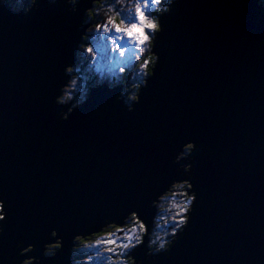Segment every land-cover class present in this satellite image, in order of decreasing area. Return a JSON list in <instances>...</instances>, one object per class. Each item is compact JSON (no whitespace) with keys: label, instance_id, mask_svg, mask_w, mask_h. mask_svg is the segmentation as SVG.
Wrapping results in <instances>:
<instances>
[{"label":"water","instance_id":"obj_1","mask_svg":"<svg viewBox=\"0 0 264 264\" xmlns=\"http://www.w3.org/2000/svg\"><path fill=\"white\" fill-rule=\"evenodd\" d=\"M93 1L77 0L67 15L64 0H44L30 20L0 7V193L9 195L12 209L0 264L30 232L36 235L24 246L36 244L31 254L43 264H53L42 251L55 238L58 264H70L77 236L122 225L131 214L126 204L151 203L155 212L156 200L181 180L199 199L187 235L173 249L176 264H264V48L257 47L264 10L258 0H181L159 43L156 77L133 112L113 102L121 85L107 82L91 87L89 101L77 108L70 101L53 108L69 80L64 64L74 62L90 26L83 19ZM151 53L153 73L157 53ZM63 108L73 114L58 123L54 114ZM193 139L200 148L191 181V161L171 160ZM191 212L192 205L187 220ZM141 221L145 241L152 222ZM54 224L61 235L53 229L49 241Z\"/></svg>","mask_w":264,"mask_h":264},{"label":"rangeland","instance_id":"obj_2","mask_svg":"<svg viewBox=\"0 0 264 264\" xmlns=\"http://www.w3.org/2000/svg\"><path fill=\"white\" fill-rule=\"evenodd\" d=\"M163 4L164 2L156 6L155 10H157V8H162ZM121 7H123V4L116 5V8ZM112 8V0H100L95 2L93 7H91V11L94 15L93 17L96 18L91 21L92 23L89 24L90 26L86 28V34L83 35V38L85 39V37H87V43L89 46L92 43L106 46L108 55L104 57L98 55L95 58H92L85 51L84 47H82L83 50L81 53H83L87 62L83 64L82 67L75 68V77L73 79L76 80V85H72L73 79H71L61 92V95L64 96V102H71L70 106L77 104L79 97L86 93L84 88H86L85 81L87 79L94 84L100 83L104 80L108 85L119 82L122 87L120 96L127 97L128 99H131L133 96L136 97V94L140 91L139 88L143 85V83L140 82V77L142 73H146V70L144 72L141 65L144 63V60L147 59L148 51L146 49L141 50V48H139L134 42L133 38L127 33H118L114 29L108 32H104L103 29L97 31V26L100 25L102 21H106L109 16L115 18L117 23H119V17L116 15L115 11H112ZM125 11H127V9H125ZM140 31L139 28L133 30L135 34H140ZM150 31L151 30H145L144 34H148ZM117 46L122 47L125 50V55L123 57L120 56L118 50L113 51ZM78 50H80V48ZM120 67H124L126 71L121 73L119 71ZM77 69L78 75L76 76ZM85 69L89 71L86 72ZM106 72H109V75H106ZM79 76L83 77V80H80L78 78ZM123 78L126 79L123 80ZM77 93H79L80 96L77 95ZM186 185L187 182H177L173 184L172 187L170 186V188L156 200V213L153 217L152 229L147 235V239L144 241V248H146L149 253H152L162 240L172 241L175 237L171 235L173 229L176 230V233L180 230L181 227H177V224L181 219L186 218V213L188 211H183V209L188 204V199L192 195V193H187V187L189 186ZM189 207L190 205L188 208ZM137 219L138 218L133 217L131 213L128 218L123 219L124 223L121 226L122 229L113 226L112 223H108L101 228L102 230H100L104 233H110L111 238L117 241V245L115 246L117 251H123V249L119 248V244L124 242L123 236L127 232L135 230V234L138 236H142L144 232V229L141 230L140 225L136 222ZM140 223L143 222L140 220ZM98 233L99 231L97 234ZM103 239L104 236L101 235L94 239L91 237L84 240L74 239L71 248L72 255L70 256V264H120L122 260L123 264H129V258L124 259L112 255L103 246L97 244V241ZM56 245L57 242H51L45 245L44 248L46 249L49 246H53L54 250ZM97 249L101 252V257L96 256ZM90 256L95 259H89Z\"/></svg>","mask_w":264,"mask_h":264},{"label":"snow or ice","instance_id":"obj_3","mask_svg":"<svg viewBox=\"0 0 264 264\" xmlns=\"http://www.w3.org/2000/svg\"><path fill=\"white\" fill-rule=\"evenodd\" d=\"M12 0H0V7H5L9 9V5L11 4ZM162 2H165V0H159V4L156 3V0H112L113 8L112 11L116 12V15L119 17V23H117L116 19L112 16H109L106 21H102L100 25L97 26V31H100L103 29L104 32H108L110 30H115L118 33H127L129 36H131L134 40V42L137 44L141 50H147L149 52V56L147 59L144 60V63L141 65L142 69L147 70L148 65L152 62V57L150 55L151 52L155 51L157 53L156 56V67L154 69V72L150 74V77L147 80L142 81L143 83V90L140 94V97H131L134 101H136L134 104L138 105L141 101V97L144 93V91L149 87L150 81L154 80L157 74V69L159 67V63L162 58V51L159 48V43L161 41V38L165 35V33L168 31L170 21L172 20V15H156L155 8L156 6L160 5ZM123 4V7L116 8V5ZM127 9V11H125ZM111 26V27H110ZM139 28L140 34H135L133 32L134 29ZM145 30H151L148 34H144ZM158 33V35H156ZM153 40L156 41V43L153 45ZM85 41L87 42V37H85ZM151 46V47H149ZM119 51V54L121 57L125 55V50L122 47L117 46L116 49H113V51ZM75 49L74 46H72L71 50V57L74 53ZM85 51L89 54L90 57L95 58L96 56H107L108 52L106 49V46H101L98 43H92L90 46H87L85 48ZM81 59H84L83 53H81ZM87 62L86 60L84 61ZM73 63L72 58H70L67 63L64 64L63 67V76H66L69 73H72L75 71L74 67H70ZM119 71L121 73H124L126 69L124 67H120ZM97 87H102V85H97ZM61 122H64V117L61 114L59 117ZM70 117H68L69 121ZM185 145H187L188 149L190 151H185ZM200 148V145L196 142V140H190L189 142L185 143L182 147V150H180L178 153L174 155L171 162L175 165H184L181 164V161H191L190 167L192 169L191 173H188V178L192 180L195 179L196 176V170L194 169V162L196 159L195 154L198 152ZM183 154L182 158L179 159V162H177V158ZM178 175L181 173H177ZM184 176L185 173H182ZM193 184V183H192ZM192 185H189L191 187ZM193 191L196 192L195 199L192 203V212L191 217L185 222L184 219H181L178 225H184V227L180 228V233L177 235L175 232L176 240L177 242L173 244L172 246H165L159 249V251L156 250V248L153 250L152 253H149L146 248H143L142 245L144 243V240L141 236H138L135 234V230H130L123 236L122 243L119 244V248L123 249V251H117L116 245L117 241L111 238L110 233H98V235L104 236V239L101 241H97L98 245L103 246L110 254L116 255L119 257H122L124 259L127 258H138V259H144L146 260L147 264H176L175 258L173 257V249L178 244L179 241L183 240L185 236L187 235L188 227L191 224L192 220V214L195 211L196 201L199 199V194L193 189ZM0 201H5V210L7 212V215L5 216V222L8 224L9 220L12 219L11 216V204H10V197L9 195L4 192L0 193ZM151 202V201H150ZM124 212L128 213L131 212L133 217H138L137 223L140 225V229H145V224L140 223V220L143 219L145 221L150 220L151 215L154 213V209L151 207V203H148L147 206H145L144 203H137V204H126L124 205ZM118 211V210H117ZM53 229L56 230V233H61L62 226L53 225L51 228V231L48 235V240L51 241L53 238ZM36 235L35 232L28 233V238H32ZM61 235V234H60ZM79 237V236H77ZM24 240L19 239L16 242ZM15 242V243H16ZM6 239L3 236H0V246L5 245ZM50 243V242H49ZM62 254V252H56L54 255L49 256V259L53 261V264H58V257ZM96 256L101 257V252L99 249L96 251ZM147 258V259H145ZM89 259H95L94 257H89ZM120 264H123V260L120 262Z\"/></svg>","mask_w":264,"mask_h":264},{"label":"clouds","instance_id":"obj_4","mask_svg":"<svg viewBox=\"0 0 264 264\" xmlns=\"http://www.w3.org/2000/svg\"><path fill=\"white\" fill-rule=\"evenodd\" d=\"M56 0H48V3L55 4ZM156 3L159 4V0H156ZM44 4V0H12L11 4L9 5V10L16 15L18 19L22 20H30L33 16H36L40 13L41 7ZM181 4V0H165L162 8H157V11L161 13V15H172L177 12L179 6ZM75 0H64V12L67 15H73L75 12ZM257 7L261 10H264V0H258ZM258 48H264V35H261L259 38V41L257 43ZM72 85H76V80H72ZM66 95V94H65ZM91 97L90 93H85L81 95L77 101V104L80 106L82 104H85L89 101ZM135 97V96H133ZM133 99H128L127 97L120 96L113 100L116 104H122L121 111L122 112H133L136 108V105L132 102ZM64 103V96L61 95V87L58 89V94L54 97L52 101L53 108H55L57 105H62ZM77 104H74L72 107L77 108ZM63 115L64 122L68 121V117H70L73 112L71 108L65 112L64 108L58 112H55L54 119L58 123H64L61 122L59 117L60 115ZM172 163V162H171ZM188 164V163H186ZM196 196V192L193 191L191 197L188 199V204L185 206L183 211H188L189 205H192L194 199ZM7 215V212L5 210V201H0V236L6 237V229H7V223L5 222V216ZM193 215V214H192ZM184 221H187V217L184 219ZM184 225H178L177 227H182ZM176 230L173 229L171 235L175 236ZM53 235L55 233L53 232ZM48 239V237H47ZM79 239V237H77ZM159 239V238H158ZM26 239L20 240L15 243L14 248H12L11 253L5 257L6 264H32L33 259L35 260V264H43L41 256L38 255H31V253H34L37 251L36 244L28 243L25 247ZM172 241H165L162 240L156 250L159 251L160 248L165 246H172ZM58 247V245H56ZM33 248L35 250H33ZM25 253H27V256H25ZM54 255L55 251L53 250V246H49L48 248L43 247L42 256L49 258V256ZM147 259V258H145Z\"/></svg>","mask_w":264,"mask_h":264},{"label":"trees","instance_id":"obj_5","mask_svg":"<svg viewBox=\"0 0 264 264\" xmlns=\"http://www.w3.org/2000/svg\"><path fill=\"white\" fill-rule=\"evenodd\" d=\"M77 0H75V2H76ZM94 3V1L91 3V4H93ZM92 7V6H91ZM91 7H89L86 11H85V13H84V22L86 23V21H92V20H94L95 19V17H93L94 15H93V12L91 11ZM158 12V11H157ZM157 12H156V14H157ZM88 13H89V15H88ZM159 14V13H158ZM149 47H151V46H149ZM150 55H151V57H152V62L148 65V68H147V70H146V77H145V80H146V78L148 77V76H150V74H151V68H152V66H153V63H154V60H155V56H154V54H152V53H150ZM148 56H149V52H147V58H148ZM73 78V77H72ZM77 95H79L80 96V94L79 93H77ZM137 96V95H136ZM186 148V150L188 151V147L186 146L185 147ZM187 186V185H186ZM120 229H122V228H120ZM102 230V229H101ZM101 230L99 231V233H101ZM99 235L97 234V233H95V234H92V235H89V236H87V237H84V238H82V237H79V240H84V239H88L89 237H91V238H96V237H98ZM76 240H77V238H76ZM57 248V247H56ZM55 248V249H56ZM55 249H54V251H55ZM129 260H130V262H129V264H132V262H133V259L132 258H129Z\"/></svg>","mask_w":264,"mask_h":264},{"label":"flooded vegetation","instance_id":"obj_6","mask_svg":"<svg viewBox=\"0 0 264 264\" xmlns=\"http://www.w3.org/2000/svg\"><path fill=\"white\" fill-rule=\"evenodd\" d=\"M91 23H92V22H88L87 24H91ZM85 43H87V42L84 40V41L82 42V44H81V47H84V46H85V45H84ZM87 44H88V43H87ZM107 52H108V50H107ZM78 78H79L80 80H83V77H80V76H79ZM140 78H141V81H140V82L144 81L145 73H144V74L142 73ZM122 81H123V80H122ZM85 82H86L87 85L89 84V81H88V80H86ZM139 89H140V88H139ZM171 187H172V186H171Z\"/></svg>","mask_w":264,"mask_h":264},{"label":"bare ground","instance_id":"obj_7","mask_svg":"<svg viewBox=\"0 0 264 264\" xmlns=\"http://www.w3.org/2000/svg\"><path fill=\"white\" fill-rule=\"evenodd\" d=\"M98 1H100V0H98ZM68 84V83H67ZM141 87H143V85L141 86ZM61 92H62V89H61ZM133 102V101H132ZM177 182H186V180H181V181H177ZM155 213H156V211L152 214V216H151V222L153 223V217H154V215H155ZM58 238H55L54 240H52V242H58ZM47 244H49V243H46V245ZM57 249V248H56ZM55 249V250H56ZM26 254V253H25ZM32 255V254H31ZM25 256H27V255H25ZM35 262V260L33 259V262H32V264Z\"/></svg>","mask_w":264,"mask_h":264}]
</instances>
